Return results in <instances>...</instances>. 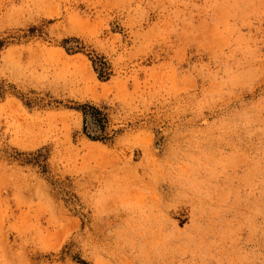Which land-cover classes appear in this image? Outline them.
<instances>
[{
	"label": "rangeland",
	"instance_id": "1",
	"mask_svg": "<svg viewBox=\"0 0 264 264\" xmlns=\"http://www.w3.org/2000/svg\"><path fill=\"white\" fill-rule=\"evenodd\" d=\"M0 264H264V0H0Z\"/></svg>",
	"mask_w": 264,
	"mask_h": 264
},
{
	"label": "trees",
	"instance_id": "2",
	"mask_svg": "<svg viewBox=\"0 0 264 264\" xmlns=\"http://www.w3.org/2000/svg\"><path fill=\"white\" fill-rule=\"evenodd\" d=\"M88 109H89V111L86 113V118H85V122H84V131L85 132H88L89 128L93 124L98 126L96 116H98L99 112L93 108H88ZM92 140H94V139H92Z\"/></svg>",
	"mask_w": 264,
	"mask_h": 264
}]
</instances>
